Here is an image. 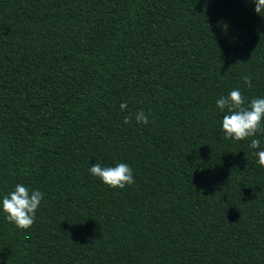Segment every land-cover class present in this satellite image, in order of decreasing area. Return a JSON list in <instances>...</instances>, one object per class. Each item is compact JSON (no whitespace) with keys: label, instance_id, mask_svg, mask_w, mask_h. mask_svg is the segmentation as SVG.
<instances>
[{"label":"trees","instance_id":"obj_1","mask_svg":"<svg viewBox=\"0 0 264 264\" xmlns=\"http://www.w3.org/2000/svg\"><path fill=\"white\" fill-rule=\"evenodd\" d=\"M233 89L264 98L252 0H0V201L44 194L29 229L0 210V264H264V132L224 138Z\"/></svg>","mask_w":264,"mask_h":264},{"label":"clouds","instance_id":"obj_2","mask_svg":"<svg viewBox=\"0 0 264 264\" xmlns=\"http://www.w3.org/2000/svg\"><path fill=\"white\" fill-rule=\"evenodd\" d=\"M255 12L264 17V0H252ZM244 84L251 88V76L242 77ZM216 106L221 112L226 113L222 120V129L225 139L242 141L264 132V98H253L251 101L242 95L239 89H233L227 96H221L216 101ZM128 108L127 102L120 104L122 111ZM135 119L137 124L148 125L149 115L144 111L129 113L124 116V123L128 124ZM259 139H251V148H260ZM257 163L264 167V150L255 153ZM90 174L99 178L103 184L110 188L124 189L135 183L133 170L126 163H118L114 167H102L99 163L93 164L89 169ZM44 194L40 190H30L22 184H17L14 191L5 195L0 201V210L5 213L8 222L15 224L19 229H29L35 222Z\"/></svg>","mask_w":264,"mask_h":264}]
</instances>
